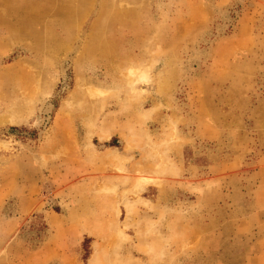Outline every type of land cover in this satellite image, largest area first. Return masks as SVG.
Returning <instances> with one entry per match:
<instances>
[{"label":"rangeland","instance_id":"374dc122","mask_svg":"<svg viewBox=\"0 0 264 264\" xmlns=\"http://www.w3.org/2000/svg\"><path fill=\"white\" fill-rule=\"evenodd\" d=\"M0 264H264V0H0Z\"/></svg>","mask_w":264,"mask_h":264}]
</instances>
